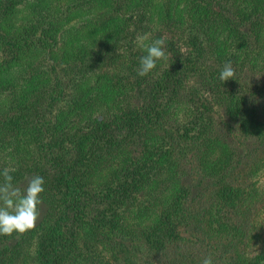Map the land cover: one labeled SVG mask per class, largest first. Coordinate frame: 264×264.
<instances>
[{"label":"trees","instance_id":"obj_1","mask_svg":"<svg viewBox=\"0 0 264 264\" xmlns=\"http://www.w3.org/2000/svg\"><path fill=\"white\" fill-rule=\"evenodd\" d=\"M5 167L45 191L0 264H262L264 0H0Z\"/></svg>","mask_w":264,"mask_h":264},{"label":"clouds","instance_id":"obj_2","mask_svg":"<svg viewBox=\"0 0 264 264\" xmlns=\"http://www.w3.org/2000/svg\"><path fill=\"white\" fill-rule=\"evenodd\" d=\"M148 34L137 35V46L146 52L140 57L138 75L147 76L157 66V61L167 60L164 50L165 38L153 40L150 44ZM235 70L230 62L226 63L219 75L222 82L234 79ZM14 168L5 167L0 176V235L12 236L13 234L23 235L36 228L40 215L41 195L45 191V180L36 175L27 180L26 187L13 183V176L10 174ZM201 264H214L211 256L204 257Z\"/></svg>","mask_w":264,"mask_h":264},{"label":"rangeland","instance_id":"obj_3","mask_svg":"<svg viewBox=\"0 0 264 264\" xmlns=\"http://www.w3.org/2000/svg\"><path fill=\"white\" fill-rule=\"evenodd\" d=\"M262 185H264V182H263V184ZM41 214H43V212H41ZM262 264H264V262H262Z\"/></svg>","mask_w":264,"mask_h":264}]
</instances>
